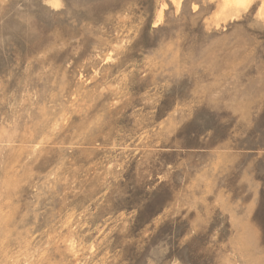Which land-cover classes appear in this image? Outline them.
<instances>
[{
    "label": "rangeland",
    "instance_id": "374dc122",
    "mask_svg": "<svg viewBox=\"0 0 264 264\" xmlns=\"http://www.w3.org/2000/svg\"><path fill=\"white\" fill-rule=\"evenodd\" d=\"M0 264H264V0H0Z\"/></svg>",
    "mask_w": 264,
    "mask_h": 264
},
{
    "label": "bare ground",
    "instance_id": "6f19581e",
    "mask_svg": "<svg viewBox=\"0 0 264 264\" xmlns=\"http://www.w3.org/2000/svg\"><path fill=\"white\" fill-rule=\"evenodd\" d=\"M174 3H176L177 6L180 4V0H173ZM248 0H223V5L225 7L228 6H241L247 3Z\"/></svg>",
    "mask_w": 264,
    "mask_h": 264
}]
</instances>
